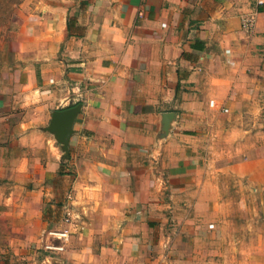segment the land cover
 I'll list each match as a JSON object with an SVG mask.
<instances>
[{
	"label": "crops",
	"instance_id": "0c3cea01",
	"mask_svg": "<svg viewBox=\"0 0 264 264\" xmlns=\"http://www.w3.org/2000/svg\"><path fill=\"white\" fill-rule=\"evenodd\" d=\"M15 50L0 89L13 264H264V3L20 0ZM79 103L67 151L47 127ZM52 227L71 237L40 261Z\"/></svg>",
	"mask_w": 264,
	"mask_h": 264
},
{
	"label": "rangeland",
	"instance_id": "374dc122",
	"mask_svg": "<svg viewBox=\"0 0 264 264\" xmlns=\"http://www.w3.org/2000/svg\"><path fill=\"white\" fill-rule=\"evenodd\" d=\"M19 2L20 0H0V89L7 85L9 80L7 74L16 64L15 41ZM9 86L13 85L9 84ZM50 238L48 239V233H46L41 244L34 248L37 253L36 257L40 261H43L48 255H53L52 250L46 248ZM6 243V238L3 237V231L0 227V264H13L19 261V256L11 251L10 246Z\"/></svg>",
	"mask_w": 264,
	"mask_h": 264
},
{
	"label": "water",
	"instance_id": "95a60500",
	"mask_svg": "<svg viewBox=\"0 0 264 264\" xmlns=\"http://www.w3.org/2000/svg\"><path fill=\"white\" fill-rule=\"evenodd\" d=\"M80 103L74 106L59 109L53 112L52 119L47 127L48 130L54 132L60 141L64 143L65 149L68 151L69 139L72 132L74 118L80 111ZM174 116L173 112H168L165 115V121L168 122Z\"/></svg>",
	"mask_w": 264,
	"mask_h": 264
},
{
	"label": "built area",
	"instance_id": "2783aa9c",
	"mask_svg": "<svg viewBox=\"0 0 264 264\" xmlns=\"http://www.w3.org/2000/svg\"><path fill=\"white\" fill-rule=\"evenodd\" d=\"M258 4H263L264 0H257ZM243 28L246 29L247 31H253L255 26H256V14H251L249 16H246L243 18L242 21ZM64 221L68 223L69 225L71 224L74 227V220L71 216L67 215L64 217ZM77 227V225L75 226ZM48 237L50 238L48 243L46 244V248L50 250H63L65 248L64 243L68 242L72 232L70 231V228H53L49 230L48 232ZM62 241V243H57L54 240Z\"/></svg>",
	"mask_w": 264,
	"mask_h": 264
}]
</instances>
